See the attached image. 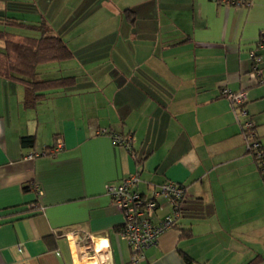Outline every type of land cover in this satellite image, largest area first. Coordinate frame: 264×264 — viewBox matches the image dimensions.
I'll use <instances>...</instances> for the list:
<instances>
[{"label": "crops", "instance_id": "obj_1", "mask_svg": "<svg viewBox=\"0 0 264 264\" xmlns=\"http://www.w3.org/2000/svg\"><path fill=\"white\" fill-rule=\"evenodd\" d=\"M41 23L71 57L38 63L34 81L72 80L25 105L0 69V264L129 263L106 186L136 171L144 194L185 186L176 224L138 264H264V181L222 95L246 92L264 150V46L249 74L264 0H0V67L6 42L38 38Z\"/></svg>", "mask_w": 264, "mask_h": 264}, {"label": "built area", "instance_id": "obj_2", "mask_svg": "<svg viewBox=\"0 0 264 264\" xmlns=\"http://www.w3.org/2000/svg\"><path fill=\"white\" fill-rule=\"evenodd\" d=\"M263 46L264 28L259 33L255 48L249 51V55L253 59L252 69L249 74L251 79L254 80L259 79L262 74V70L258 66L262 57L260 54L255 53V49L263 48ZM222 95L230 102L236 117L241 115L245 116V120L242 123L239 122L241 129L244 131L242 134L245 148L248 152L254 151L255 158L261 167L264 178V150L260 149V143L255 139L253 121L248 117L246 118L244 108L246 92L244 90L234 91L229 88H223ZM114 140L117 144L125 148L130 147V139L128 136L115 135ZM61 147H63V143L58 138L57 148L49 151L50 154H54ZM37 155L35 153L29 154L27 158H32ZM138 181L139 172L136 171L120 183L106 186L107 195L123 215L124 221L119 232L120 236L126 239L132 250L129 264H138L144 258V251L156 245L160 236L176 224L185 196V186L175 181L167 180L156 184L150 189L148 194L141 193L134 188V185ZM159 197H164L169 207L168 212L161 216H157L156 214L157 210L162 208L158 202ZM85 239L88 243L92 240V237L91 235H86Z\"/></svg>", "mask_w": 264, "mask_h": 264}, {"label": "trees", "instance_id": "obj_3", "mask_svg": "<svg viewBox=\"0 0 264 264\" xmlns=\"http://www.w3.org/2000/svg\"><path fill=\"white\" fill-rule=\"evenodd\" d=\"M36 28L40 33L38 38H24L23 42H15L12 40H8L6 42V51L3 53L5 62L9 61V64L5 68L0 67L5 76L18 80L24 85L25 105H30L33 102L35 103L44 97L45 93L43 90L55 87H65L72 80L71 77H64L41 82L34 81V70L38 63L62 61L71 57V52L66 44L58 36L52 34L49 27L45 23H41ZM11 51L14 55L13 59L9 57ZM242 132H244L243 129ZM254 136L255 139L258 140L256 131ZM20 140L23 145H32L34 143V135L21 137ZM260 149H263L261 143ZM250 152L254 162L256 163L260 176L264 181L261 167L255 158V153L254 151Z\"/></svg>", "mask_w": 264, "mask_h": 264}, {"label": "rangeland", "instance_id": "obj_4", "mask_svg": "<svg viewBox=\"0 0 264 264\" xmlns=\"http://www.w3.org/2000/svg\"><path fill=\"white\" fill-rule=\"evenodd\" d=\"M92 242H93V239H92ZM92 242L89 241V242H88L89 244H88V243H87V244H88V245H91V246H92L91 248H94V245L92 244ZM94 249H95V248H94ZM94 252H95V251H94ZM92 254H93V251H92ZM96 254H97V253H96ZM128 264H129V263H128Z\"/></svg>", "mask_w": 264, "mask_h": 264}]
</instances>
